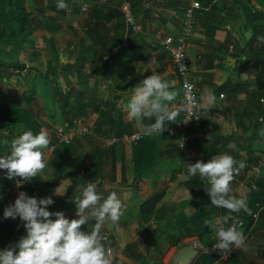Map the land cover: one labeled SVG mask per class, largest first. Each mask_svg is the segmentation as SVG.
Here are the masks:
<instances>
[{
    "label": "crops",
    "instance_id": "1",
    "mask_svg": "<svg viewBox=\"0 0 264 264\" xmlns=\"http://www.w3.org/2000/svg\"><path fill=\"white\" fill-rule=\"evenodd\" d=\"M83 1L89 7L86 12H81L79 0L72 1V5L77 2L76 8L63 12L64 17L68 12L73 15L71 26L79 34L65 35L56 41V60L62 63L67 59V51L71 50L69 62L72 64L68 71L70 79L67 81L63 74L57 79L60 81L59 90L71 103L73 118L82 119L90 127L91 134L87 139L74 142L69 149L64 146L66 151L56 154L60 156L57 164L52 162L56 156L52 158L49 151H58V146L46 151L48 164L51 162L56 170H51L48 165L39 176L40 196L67 198L66 202L56 204L51 212L62 211L69 219L78 218L68 189L61 187V192L66 191L62 196L54 195V190L67 180L74 184L79 176L84 178L85 185L89 181L95 183L105 197L116 191L123 202V215L118 224L104 227L102 235L113 233L105 243H113L114 247V239L118 237L120 250L127 249L129 241L136 243L141 262L145 255L152 258L156 247L153 242L157 240L144 228L147 230L155 223L156 226L162 223L160 225L164 227L168 220L179 224L185 231L171 243L175 255L179 248L188 245L187 239L204 236L207 219L221 214V208L211 205L204 189L207 185L199 177H189L185 163L207 162L212 156L227 152L236 160L246 162L240 172L242 180L232 186L234 194L246 197L256 192L264 202V171H254L262 170L258 169V164L264 154V136L261 135L264 130V98L259 103L247 104V99L260 85L253 69L243 68L240 62L246 59L244 49L248 41L242 32L243 17L257 15L260 9H264V0H199L202 9L195 13V30L187 44V54L191 75L199 90L200 105L209 95L213 97V103L210 110L200 109L205 129L200 136L191 133L184 149L178 146L179 136L161 133L138 143H119L109 148H102L101 141L122 133L142 132L145 125L154 122V119L147 118L131 120L125 111L131 88L152 72L162 74L178 93L171 106L179 111V115L174 122L166 121L165 125L180 123L184 113L180 110L184 103L182 89L172 59L158 44L157 36L180 34L186 9L192 0ZM125 1L132 4L139 25L138 33L132 32L124 21L120 7ZM64 17L62 21H65ZM55 19L50 34L45 33L47 29L38 31L40 36L37 32L39 41L47 42L52 33L54 36L67 30ZM94 25L98 28L91 33ZM245 32L252 34V25L246 23ZM67 42L71 43L70 46ZM104 62L110 65L99 73L103 74V79L98 74L91 76L97 66L103 68ZM54 63L55 57H52L47 70L56 67ZM76 66L84 68L79 72L75 70ZM51 102L58 103L60 108L58 100L52 98ZM110 108L111 115L103 119V113ZM51 133L49 130L48 134ZM205 139L212 145H208ZM229 143L237 146L235 151L228 149ZM141 170L148 171L136 179ZM157 196L161 199L152 213L142 210L147 201ZM261 204L263 206L254 217L246 215L241 218L244 221L241 231L248 235L246 243L249 239H264V203ZM88 222L94 225L95 220L90 217ZM214 240L215 233L211 231L205 236V242L202 244L200 239V243L205 247V243ZM260 246L259 256L264 250V245ZM106 247L112 250L109 245ZM209 248L207 253H212L213 247ZM243 264L253 263L245 259ZM259 264H263L261 257Z\"/></svg>",
    "mask_w": 264,
    "mask_h": 264
},
{
    "label": "clouds",
    "instance_id": "2",
    "mask_svg": "<svg viewBox=\"0 0 264 264\" xmlns=\"http://www.w3.org/2000/svg\"><path fill=\"white\" fill-rule=\"evenodd\" d=\"M56 8L65 10V0H57ZM177 95L171 82L166 81L162 74L152 72L131 88L125 105L126 114L131 120L154 119L153 123L144 126L143 133L162 134L165 122L172 123L179 115V111L171 106ZM212 103L211 95L203 105L197 104L193 96L186 95L180 110L187 114L198 109L207 111ZM261 135L264 136V130H261ZM50 143L44 129L38 133L31 130L23 132L11 141L10 153L0 157V169L6 170L8 179L21 178L16 183L18 188L24 182H31L48 167L45 150L49 149ZM179 146L182 148L184 144ZM227 147L233 151L237 148L234 143H229ZM185 164L189 177H199L207 185L204 189L211 205L229 214L241 211L251 214L247 198L237 196L232 189L235 177L246 167L245 161H238L225 152L212 156L207 162L199 160ZM65 193L61 192V186L54 190L56 196ZM72 202L78 218L69 219L62 211L53 213L48 210L54 204L52 196L37 198L20 191L14 203L4 208L3 219L19 218L26 235L15 245L0 249V264H113V253L105 246L102 229L108 221L113 225L119 223L123 215L120 196L112 191L105 197L98 191L97 185L89 181L85 186L75 188ZM90 217L95 223L90 231H83L82 226L88 223ZM231 218V215H223L205 221L215 233L213 247L219 251L221 259H227L233 248L247 247L244 233L234 224H229ZM207 251V247L197 245L191 254L194 256Z\"/></svg>",
    "mask_w": 264,
    "mask_h": 264
},
{
    "label": "trees",
    "instance_id": "3",
    "mask_svg": "<svg viewBox=\"0 0 264 264\" xmlns=\"http://www.w3.org/2000/svg\"><path fill=\"white\" fill-rule=\"evenodd\" d=\"M49 1L52 2L53 0ZM27 4V0H0V157L10 153L11 141L23 134V132L31 130L34 133H38L41 129H44L43 123L40 120V117H38L37 110L35 109L38 104V98L41 95V88L39 84L40 78L44 80L51 79L54 81L53 98L59 101L63 120L70 122L76 119L73 118V112L71 110L72 107L71 103L68 101V96H66L62 90H59L60 81L57 79V76L61 74H63V77L67 81L69 79L68 71L72 68V64L69 62L71 50L67 51L66 60L59 63L54 68L50 67L44 74L40 73V70L37 68L28 66L25 62H22L20 58L15 59L13 57L14 54H17L18 56L24 54L27 49L38 51L39 38L37 36V32L45 31L46 29L51 28V25L54 23L53 18L52 23L50 24L41 23L34 15V11L28 9ZM51 8L55 9L54 7ZM246 19L247 23L252 25V37L247 41L244 49L246 59L244 61L241 60L240 62L243 68L253 69L255 79L260 85V88L247 99V104H255V102L259 103L260 99L264 98V11L260 9L257 12V15H246ZM97 28L98 26L94 25L91 33H94ZM67 44L70 46L71 43L67 42ZM109 65L108 62H104L103 68L97 66L91 76L98 74L103 79V74L99 73H103L104 68ZM83 68L84 66H76L75 70L80 72ZM108 72L111 74V71ZM19 80L23 82L17 85L16 82ZM111 112V108L107 112H104L103 119L110 116ZM199 113L202 114L200 109ZM202 121L204 130L205 121L203 119ZM48 135L51 141L49 149L53 146H58L54 133ZM121 135H123V133L117 136ZM205 142L208 145H212L211 141L208 139H205ZM71 146L72 145L65 147H68L67 149H69ZM46 151L47 150H45V155ZM205 157L209 158L207 155H205ZM59 159L60 156H56L52 162L57 164ZM145 171L148 170L139 171L136 179L141 177ZM36 179L37 180L33 179L31 182H26L23 186H21L24 187L22 190L29 196L33 193L37 196L42 194L39 190V178ZM18 180H21V178L16 177L14 179H8L6 170L0 169V194H5L8 188L13 189L8 198L0 203V208L2 210L9 205L5 204V202L9 200L15 192ZM241 180L242 178L239 174L235 177L232 186L237 185ZM258 194L259 193L253 192L246 196L248 208L250 209L251 214L241 211L238 214L233 213V215H231L224 209H221V212L224 215H231L232 218L239 216L244 219L246 215L254 217V214L263 206L261 203H264L260 200ZM160 199L161 197L157 196L147 201L142 206V210L147 213H152L156 209V205ZM53 200L54 204L49 206V211H51L56 204L66 202L67 198L63 197L58 200L57 197ZM92 227L93 224L88 222L86 225L82 226V230L90 231ZM15 229L17 228L15 227ZM24 232L26 231L23 226L18 228L16 239ZM202 234L204 236H201L200 239L203 244V242H205V236L211 234V230L208 226ZM215 242L216 240L205 243L204 245L205 247H213ZM128 249L130 250L131 247H128ZM131 256L134 259L139 260L138 254L131 253ZM260 257L264 264V250L260 252ZM234 259L233 255H231L227 263L230 262L232 264ZM220 260V254L203 253L194 264H217Z\"/></svg>",
    "mask_w": 264,
    "mask_h": 264
},
{
    "label": "rangeland",
    "instance_id": "4",
    "mask_svg": "<svg viewBox=\"0 0 264 264\" xmlns=\"http://www.w3.org/2000/svg\"><path fill=\"white\" fill-rule=\"evenodd\" d=\"M72 1L74 0H65L67 4L66 10L68 8L69 10H72L74 7L76 8L77 2H73V5H72ZM27 2H28L27 4L28 9L35 11L34 15L39 19L41 23L50 24L52 23L51 19L56 18L55 20L59 24V26L62 24L67 29L64 32L60 31L58 33H55L57 31L56 30L54 32L55 33L54 36H53V33L48 36L47 42L41 39L39 41L38 51L27 49L25 53L21 54L20 56H18L17 54H14L13 57L15 59L20 58L22 62H25L28 66L37 68L38 70H40V73L44 74L46 73L47 67H49L50 65V61L52 57L53 58L55 57V63H56V64L54 63L55 66H57L60 63L58 62V60H56L57 58L56 57V45H55L56 41L65 35L71 36V34H79L78 33L79 31L77 32V30H75L71 26V20H72L73 15L70 12H68V16L64 17V13H63L64 10H58L56 8L57 0H53L52 2L49 0H27ZM48 6L54 7L55 10H53L52 8L48 9L49 8ZM62 17H64L65 21H62L63 20ZM83 18L85 19V17ZM84 19L82 20V22L84 21ZM243 22H244V19H243ZM54 27H55L54 25H51V28L47 29L45 33L50 34L51 32L49 31H51V29ZM40 35L41 33L38 32V36ZM69 79H70V76H69ZM22 82L23 81L19 80L18 82H16V84L19 85V83H22ZM39 84L41 88L40 89L41 97L35 109L37 110L38 117H40V120L43 123L44 130L47 133L49 132V130L50 132L54 133L55 125L59 123V121H63L61 109L59 108L58 103L53 104L51 102L54 96L53 95L54 94L53 92L54 81H52L51 79L44 80L40 78ZM57 150L58 151H54V152H52L51 150L49 151V153L51 154L50 156H52V158L56 156V154L58 155V152L66 151V148H64V146L58 145ZM48 165L52 167L51 170H56L55 168H53L51 162ZM68 181L69 180H67V182L63 185H59V187L61 186L62 188H67L69 192V196H72V197L75 191L74 185H77V187L85 185V180L82 176H79L76 182H74V184H70ZM22 188L24 187H19V188L17 187L15 189V192L12 194L9 200L5 202V204L14 203L15 199L18 196V193L20 191H23ZM30 196H35V194H32ZM35 197H37V195ZM37 198H41L40 194H39V197ZM165 220L167 221L168 219H165ZM155 224L148 226L149 229L147 230L146 228H144L145 232H148V233L150 232V234L152 233L153 236H155L157 239L153 242V244H155L156 247L154 248L152 258L148 255H145L143 257V261L139 262V260H136L131 256V253H135L139 255V247L137 248V244L129 241L128 246L126 245L127 249L124 248L122 249L123 250L122 251L120 250L118 246V237H116L114 239L115 247L112 245L113 243L111 245L108 243H105V246L109 245V247H112L113 257H114L113 264H172L175 248L174 246L171 245V243L175 241V237H177L181 232L185 230H183V228L179 226V224L175 225V222H170L169 220L166 222L164 227L160 225L162 223H159V225L157 226ZM110 225H112V223L111 221H108L105 223L104 227H108ZM22 226H23L22 222L19 220V218L15 220L11 218L6 219V220L3 219V210L0 208V248L1 249L8 247L10 244L11 245L14 244V242L17 240L16 239L17 229L21 228ZM15 227L17 229H15ZM140 227H141V224H140ZM178 240H181V239H178ZM186 243L188 245L195 244V245L202 246L200 243V239L198 238L187 239ZM246 244H247L246 249H237L231 253L233 257L235 256V259L232 262V264H243L245 259L252 261L253 264H259L260 262L259 249L261 247L260 246L261 244L264 245V239H259V238L252 239V240L249 239V242H247ZM128 247H131V249L129 250ZM231 255H229L227 260H229ZM227 260L224 261V259H221L219 264H227ZM228 264H230V262Z\"/></svg>",
    "mask_w": 264,
    "mask_h": 264
},
{
    "label": "built area",
    "instance_id": "5",
    "mask_svg": "<svg viewBox=\"0 0 264 264\" xmlns=\"http://www.w3.org/2000/svg\"><path fill=\"white\" fill-rule=\"evenodd\" d=\"M80 1V10L81 12H86L88 10V5L83 1ZM202 9V4L199 0H192L189 7L185 12V19L181 28V32L177 36L166 35V36H157L158 44L164 48L168 54L170 55L174 70L177 76V80L181 86L183 93V100L185 101L186 95H191L195 98L197 104L200 105L199 102V90L194 82L191 69L189 64V57L187 54V44L195 30V13L197 10ZM120 10L123 14V18L134 33L139 32V25L136 21L132 4L128 1L123 2L120 7ZM264 101V100H262ZM203 132V121L202 116L199 113V109L194 111L192 114L183 113L182 119L177 125H165V130L162 134H166L169 136H179L180 140L178 146L184 144L181 149H184L187 141L189 140V135L194 133L198 136L202 135ZM91 134L90 127L82 120V119H74L72 121H59L55 125L54 135L56 136V140L58 145L69 146L78 140H84L89 137ZM157 134V133H153ZM153 134L145 135L142 132H134V133H125L121 136H113L110 138H106L101 141L102 148H109L119 143L124 144H134L139 141L151 137ZM258 169L262 170H254L256 172L264 171V154L261 156L258 164ZM26 182L22 183L24 185ZM13 191L12 188H8L5 194H0V203H2L5 199L8 198L10 193ZM224 214L221 212L219 216H223ZM229 224H234L238 230L244 227V221L239 217H234L229 221ZM244 233V236L248 237L247 234ZM113 233H107L104 237V242L108 240L110 235ZM236 250L233 248L231 251L234 252ZM213 254H220L218 250H215L214 247L212 249ZM231 253L229 255H231ZM229 257V256H228ZM227 257V258H228ZM227 259H224L226 261ZM228 261V260H227Z\"/></svg>",
    "mask_w": 264,
    "mask_h": 264
},
{
    "label": "water",
    "instance_id": "6",
    "mask_svg": "<svg viewBox=\"0 0 264 264\" xmlns=\"http://www.w3.org/2000/svg\"><path fill=\"white\" fill-rule=\"evenodd\" d=\"M263 11H264V9H263ZM243 19H244V26L242 28V32L244 33L246 39L249 40L252 34L250 32H245V25H246L247 21H246L245 17H243ZM62 198L63 197H59L58 200H60ZM25 235H26V232L22 233L17 238V240L14 242L13 245H15L20 240V238L25 236ZM194 247L195 246H193V245H185V246L179 248L173 257L172 264H194L196 262V260L201 256L200 252H198L194 256L191 254L192 249Z\"/></svg>",
    "mask_w": 264,
    "mask_h": 264
}]
</instances>
